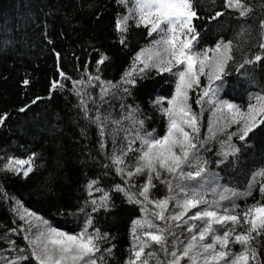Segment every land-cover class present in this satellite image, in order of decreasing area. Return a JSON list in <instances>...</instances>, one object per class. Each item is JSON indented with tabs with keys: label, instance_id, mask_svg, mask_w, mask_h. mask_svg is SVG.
<instances>
[{
	"label": "trees",
	"instance_id": "16d2710c",
	"mask_svg": "<svg viewBox=\"0 0 264 264\" xmlns=\"http://www.w3.org/2000/svg\"><path fill=\"white\" fill-rule=\"evenodd\" d=\"M242 3L250 8L244 17L238 10L226 7V0H193L199 17L193 20V25L199 33L194 42L197 51L231 41L232 59L225 68L219 99L246 112L249 105L259 108L264 104V48L260 47L264 43L261 27L264 0H242ZM130 6L131 0L128 5H121L119 0H0V117L6 115L0 124V168L9 157L25 159L37 154L35 169L27 178L0 170V264H35L24 239L29 233L21 231L27 223L19 219L17 201L22 205L20 213L27 209L49 225L69 233L79 232L90 215L93 228L107 234V239L100 242L101 252L97 253L103 257L104 264H128L134 259L139 244L134 237H143L146 230L136 226L134 232V221L151 219L163 226L164 222L155 220L150 211L142 212L141 205L130 203L123 193L114 190L119 184L138 197L139 186L146 180V175H134L130 179L118 175L111 160L135 135L133 121L125 119L129 106L137 110L136 119L144 120L145 130L154 129L156 135L162 136L167 118L153 101L157 97L170 98L174 90V77L169 73L158 74L152 68L136 75L131 95L122 92L124 73L132 70L137 54L157 39L155 33L149 36L148 29L136 27L132 20L128 22L127 32L117 31V19L127 15ZM217 12L222 15L213 19ZM100 54L109 59L98 65ZM257 55L262 57L260 61H255ZM249 60L253 63H246ZM94 76L100 80L87 84L89 77ZM200 79L202 83L204 77ZM80 80L86 85L74 87L73 81ZM101 81H110L120 88H113L115 95L110 93L101 100ZM54 84L57 86L53 87ZM77 88L88 101L87 115L75 94ZM189 95L191 100L195 96L192 91ZM163 106L166 107V101ZM97 110L102 118L108 117L103 121V136L92 122ZM259 116L258 121L264 119V115ZM113 120L121 123L114 124ZM228 127L230 133H237L228 143L239 151L221 157L218 155L221 145L215 142L207 146L203 159L208 161L209 179L216 177V182L210 184L216 195L221 188L236 193L251 192L234 201L239 205L238 211H242L264 201L259 191L264 181L257 176L264 171V123L245 141L238 139L240 125ZM133 148H139V141ZM137 156L135 151L128 153L125 171L134 168ZM221 160L224 162L218 163ZM93 180L97 183L90 190L88 186ZM153 184L152 199L169 195L166 184L155 179ZM105 192L109 193L110 201L107 208L99 207ZM93 200L99 209L95 212ZM178 211L174 202H170L169 212ZM192 214L193 210L188 213ZM33 223L41 222L33 218ZM168 223L179 240L187 243L192 235L186 230L188 225L176 227V222ZM195 223L203 226L200 221ZM214 227L219 234L225 230L219 225ZM168 239L171 245L170 234ZM251 243L258 251L260 264H264V236L256 237ZM230 247L240 250V245ZM25 256L29 259H22ZM168 259L154 243L141 256V261L147 260L148 264H167Z\"/></svg>",
	"mask_w": 264,
	"mask_h": 264
},
{
	"label": "snow or ice",
	"instance_id": "6c2138e0",
	"mask_svg": "<svg viewBox=\"0 0 264 264\" xmlns=\"http://www.w3.org/2000/svg\"><path fill=\"white\" fill-rule=\"evenodd\" d=\"M129 2L130 0H119L121 5H128ZM225 6L238 10L241 17L246 16L250 11L242 0H226ZM221 15V12H217L213 19ZM198 18L193 0H131L128 14L116 21V29L119 32H127L128 22L132 20L136 27L143 26L148 29L149 36L155 33L159 37L152 41L150 48L142 49L137 54L132 70L124 73L122 77L124 94L131 95V88L136 85V75L143 74L146 69L154 68L158 74L169 73L175 77L174 93L171 97H157L153 101L167 118L165 133L160 136L156 135L154 129L145 130L144 120L136 119L137 110L129 106V114L125 119L133 121V125L136 126L135 135L128 139L126 148L111 157L118 175L122 177L126 175L129 179L134 175H146L145 182L139 186L138 197L127 192L119 184L115 185L114 190L123 193L130 203L141 205L142 212L150 211L155 220L164 222L163 226L153 223L151 219L133 222L134 232L136 226L146 227V230L143 237H134L139 242L138 250L134 251V259L128 264H148L147 260L141 261V256L152 243L158 245L160 250L170 257L167 264H181V261L185 260L187 264H260L258 251L251 242L256 237L264 236V201H258L242 211H238L239 205L234 203L231 207L223 206L221 201L231 200L233 196L251 194L250 191L236 193L227 188L219 194V200L210 203L205 199V185L215 183L216 177L207 178L208 161L201 157L199 151L207 141L200 140L199 116L192 110L189 93L194 86L199 87L200 77L206 76L209 83L202 89L201 96L195 103L199 105L204 98H208V103L213 105L215 112L226 113V119H230L231 124L240 125L237 130L240 141H245L260 123H264V119L257 120V116L264 115V104L259 108L249 105L245 112L237 105L219 99V91L226 74L225 68L232 59L231 41L218 42L211 49L195 50L194 42L198 40L199 33L196 32L193 20ZM261 27L264 28V21H261ZM124 42L122 37L121 43ZM260 47L264 48V43ZM108 59L106 55L100 54L97 64H103ZM261 59L259 55L255 57V61ZM137 63L143 66L137 68ZM246 63L253 61L249 60ZM61 76H64V73H61ZM92 80H100V77H89L87 84ZM218 81L220 83H217ZM73 84L75 87L77 84L86 85V82L73 81ZM101 85V100L112 93L113 88H120L110 81H101ZM75 94L80 97V107L87 115L89 109L88 101L84 99L85 94L79 88L75 90ZM165 101L167 107L163 106ZM5 118L6 115L0 117V124L4 123ZM107 119V116L102 118L99 110L92 118V122L99 127L101 136L104 135L103 121ZM112 122L117 125L121 123L120 120ZM212 131L210 124L209 132ZM236 134V132L230 133L225 142L229 151L220 152L218 155L227 158L230 154L239 151L228 143ZM137 141L139 148H133V144ZM133 151L138 153L135 166L125 171V157ZM36 156L37 154L33 153L25 159L9 157L0 170L15 175L22 173L23 177L27 178L35 169ZM223 162V160L218 161V163ZM259 175L264 176V171ZM154 179L166 184L169 195L158 199L150 197V189L155 187ZM186 181L195 183L190 185L185 183ZM96 183L95 180L90 182L89 189L91 190ZM125 183L127 184V180ZM96 191L101 189L96 188ZM259 191L264 195V184L260 186ZM109 201L110 195L105 192L100 199L99 207L107 208ZM170 202H174V206L179 209L178 212H169ZM92 204V211H98L97 201L93 200ZM201 205L205 207L201 208ZM17 206L19 219L26 220L27 223V227H22L21 231L29 233L24 239L28 242L30 258L35 264H98V261L99 264H104L103 257H98L97 253L101 252L100 242L107 239V234H102L98 228H93V219L90 215L79 232L69 233L49 225L47 220L27 209L20 213L19 208L22 205L19 201ZM192 209L199 210L189 216L188 213ZM83 211L84 209H81V212ZM33 218L44 225L43 230L40 229L39 224L33 223ZM169 221L176 222V227L182 224L188 225L186 230L192 235L187 243L179 240L172 231L173 226L168 223ZM197 221L203 226L195 223ZM214 225H219L225 230L219 234ZM89 229L93 230L89 231ZM195 229H198V232H194ZM169 234L173 237L171 245ZM230 245H240V250L234 251ZM148 255L152 256L154 253ZM22 259L27 260L29 257L25 256Z\"/></svg>",
	"mask_w": 264,
	"mask_h": 264
},
{
	"label": "rangeland",
	"instance_id": "374dc122",
	"mask_svg": "<svg viewBox=\"0 0 264 264\" xmlns=\"http://www.w3.org/2000/svg\"><path fill=\"white\" fill-rule=\"evenodd\" d=\"M158 38L159 37L157 36V39ZM151 46H152V42H150L149 47L144 48V49H148ZM145 54H147V53H145ZM137 64H139V63H137ZM140 65H142V64H140ZM201 77H204L203 82L200 83L199 87L194 86L193 90H191L195 96H194V98H192V100L190 98L191 101L189 100V103L192 105L193 112H195L199 116V129H200L199 137H200V140L207 141L204 144V147L199 149L200 155L203 158L204 152L207 151V146H209L211 144L213 146V145H215L214 144L215 142H218V145H221L220 152H228L229 151L227 149L228 148L227 143H225V142L227 141V137H228L230 130H231V129H229L228 126L233 125V124L230 123V119H226V115H227L226 113L222 114L220 112L214 111L213 105L208 103V98H204L203 102L199 105L195 103L196 99L200 98L201 93H202V89L204 87H206L209 83L206 76H201ZM200 81H201V79H200ZM174 82H175V77H174ZM173 93H174V90H173L172 94ZM257 99L258 98H254L253 100H257ZM166 107H167V103H166ZM202 116H204V119L202 118ZM258 117H260V116H257V118ZM210 124H211V127L213 129L212 132H209ZM221 141L222 142L224 141V142L220 143ZM24 167L26 168L27 165H25ZM207 169H208V165H207ZM208 172H209V169L207 171V178L209 179L210 173H208ZM257 176L260 177L264 181V176H261V175L259 176V174H257ZM185 183L191 185V184H194L195 182L186 181ZM212 189H213V187H211L210 184L205 185V191H206L205 199L208 200L210 203L215 201V200H219V194L222 193L224 190V188L223 189L221 188V190H219V194L216 195L214 193L215 189H214V191ZM224 194L226 195L227 193H224ZM227 195H229V194H227ZM208 197H210V198H208ZM239 197L242 198L243 195L233 196L231 198V200H227L226 204H225V200L221 201L220 203L223 206H230ZM192 210H193V214H194L195 211H197L199 209H192ZM38 224L40 225V229L43 230L44 226L41 225V223H38Z\"/></svg>",
	"mask_w": 264,
	"mask_h": 264
}]
</instances>
